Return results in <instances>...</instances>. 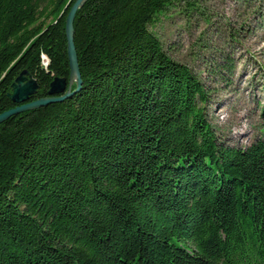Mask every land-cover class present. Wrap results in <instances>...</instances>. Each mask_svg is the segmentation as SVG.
<instances>
[{"label":"trees","instance_id":"1","mask_svg":"<svg viewBox=\"0 0 264 264\" xmlns=\"http://www.w3.org/2000/svg\"><path fill=\"white\" fill-rule=\"evenodd\" d=\"M174 1H89L81 92L0 125V264H264V139L219 141L206 87L149 31ZM75 2L0 0V115L23 71L31 102L69 80Z\"/></svg>","mask_w":264,"mask_h":264},{"label":"rangeland","instance_id":"2","mask_svg":"<svg viewBox=\"0 0 264 264\" xmlns=\"http://www.w3.org/2000/svg\"><path fill=\"white\" fill-rule=\"evenodd\" d=\"M149 31L206 87L221 143L246 149L264 139V0H175Z\"/></svg>","mask_w":264,"mask_h":264},{"label":"water","instance_id":"3","mask_svg":"<svg viewBox=\"0 0 264 264\" xmlns=\"http://www.w3.org/2000/svg\"><path fill=\"white\" fill-rule=\"evenodd\" d=\"M89 1L91 0H76L66 20L67 55L70 66L69 80L66 78H55L50 84L48 97L31 102V99L38 94L40 87L27 70L23 71L13 82L11 93L8 94V98L18 107L1 114L0 125L14 116L39 110L52 104L62 103L81 92L83 81L74 42V23L78 11ZM74 85L76 86L75 90H73Z\"/></svg>","mask_w":264,"mask_h":264}]
</instances>
